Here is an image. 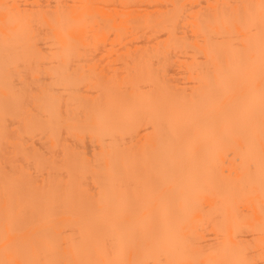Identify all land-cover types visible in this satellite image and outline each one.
Returning a JSON list of instances; mask_svg holds the SVG:
<instances>
[{
    "label": "bare ground",
    "instance_id": "obj_1",
    "mask_svg": "<svg viewBox=\"0 0 264 264\" xmlns=\"http://www.w3.org/2000/svg\"><path fill=\"white\" fill-rule=\"evenodd\" d=\"M0 264H264V0H0Z\"/></svg>",
    "mask_w": 264,
    "mask_h": 264
}]
</instances>
